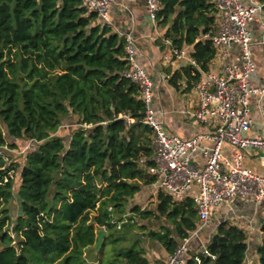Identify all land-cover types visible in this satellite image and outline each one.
Listing matches in <instances>:
<instances>
[{"label":"trees","instance_id":"1","mask_svg":"<svg viewBox=\"0 0 264 264\" xmlns=\"http://www.w3.org/2000/svg\"><path fill=\"white\" fill-rule=\"evenodd\" d=\"M160 5L164 39L192 47L206 70L214 50L197 40L213 30L215 0ZM125 45L80 0H0V149L36 141L22 165L0 157V264H149L142 243L171 255L196 229L190 199L159 192L152 210L131 205L154 183L153 147L140 89L123 76ZM72 118L69 135L60 136ZM12 203L21 209L14 219ZM136 217L161 223L159 230L135 235L145 231ZM100 230L103 245L93 255ZM261 231L257 264H264V224ZM245 240L222 224L207 246L215 259L199 255L197 263L188 251L184 264H244Z\"/></svg>","mask_w":264,"mask_h":264},{"label":"built area","instance_id":"2","mask_svg":"<svg viewBox=\"0 0 264 264\" xmlns=\"http://www.w3.org/2000/svg\"><path fill=\"white\" fill-rule=\"evenodd\" d=\"M80 2L87 11L95 13L103 24H109L111 0ZM144 2L150 21L157 23L160 0ZM256 19L260 29L258 44L264 52V0H248L247 4L242 0H215L213 30L197 41L211 42L213 59L218 63L228 58L233 45L241 49L239 65L222 64L216 73L203 70L186 50L176 49L168 40L164 41L171 47L173 60L184 63L190 71L188 80L196 96L193 120L197 125L211 129L187 140L168 135L163 122L156 118L152 108L154 84L134 59L132 36H122L129 64L123 76L140 89L144 104L141 123L152 131L153 156L150 160L153 166L147 173L154 178L153 186L157 192L170 196L177 203L184 201L191 187L197 189L193 198L197 227L190 236L181 240L165 264H184L191 240L198 238L210 224L213 210L234 199H251L257 203L264 201V176L254 174L243 166L246 151L257 149L264 153V138L248 137L251 130L259 129L250 114L248 99L251 96L264 97V86L252 87L249 82L256 66L251 50L253 36L248 24ZM35 143L34 140L28 141L22 153L31 150ZM226 147L234 150L232 156L227 155ZM4 149H0V157L8 164ZM197 155L204 160L201 167L193 164V158ZM261 163L264 166V158H261ZM208 244V241L200 242L201 251L194 258L197 263L199 255L215 259L208 253Z\"/></svg>","mask_w":264,"mask_h":264},{"label":"crops","instance_id":"3","mask_svg":"<svg viewBox=\"0 0 264 264\" xmlns=\"http://www.w3.org/2000/svg\"><path fill=\"white\" fill-rule=\"evenodd\" d=\"M244 4L248 0H242ZM109 27L113 33L123 36L130 34L134 40L136 63L143 68L154 84V99L152 108L156 112V118L162 121L168 135H174L182 140H187L199 133L209 132V126H200L195 123L192 114L196 107V96L191 88V83L185 76L183 69H187L184 63L174 61L171 47L164 43V29L153 24L147 14L144 0H111L109 11ZM248 29L253 36L251 47L252 57L256 66L249 82L252 87L264 86V52L259 46V21L256 19L248 24ZM188 54L192 53V47L182 48ZM259 59V60H258ZM241 62V49L233 45L229 50L228 58L222 63L215 62L212 58L206 61L207 69L216 73L222 64L239 65ZM250 114L253 121L259 126L257 131L248 133L250 138H264V97L251 96L248 99ZM227 155L232 156L234 150L226 147ZM264 153L261 150L250 149L246 151L243 160L244 168L252 173L264 176V166L261 163ZM193 164L201 167L204 160L199 156L193 158ZM157 192L155 186L150 185L131 200V204L140 202L145 208L144 197L151 198L156 205ZM197 189L191 187L185 194V199L196 196ZM222 224L236 227L246 237L247 255L244 264H257V248L261 245L263 233L261 227L264 224V201L257 203L254 200L234 199L212 211L210 224L201 232L200 236L191 240L189 252L197 255L195 250L200 248V242L208 241L216 233ZM159 226V224L157 223ZM155 225V227H158ZM181 241H178L177 247ZM148 247V248H147ZM146 258L149 264L166 263L168 254L159 245H147ZM149 251L155 253L153 259L148 255Z\"/></svg>","mask_w":264,"mask_h":264},{"label":"rangeland","instance_id":"4","mask_svg":"<svg viewBox=\"0 0 264 264\" xmlns=\"http://www.w3.org/2000/svg\"><path fill=\"white\" fill-rule=\"evenodd\" d=\"M259 60V59H258ZM254 61V60H253ZM75 122H76V118H72V119H68L67 120V123L65 126H62L60 129H59V135L60 136H66V135H69L70 133V129L75 125ZM27 145V143L25 144V146ZM24 146V147H25ZM24 147L20 148L19 147L15 150H9L8 148L4 149L3 152L4 154L6 155V157L9 159V163L8 164H12V165H22L24 163V160H25V153H22V151H24ZM9 150V152H8ZM13 151L12 154H10V152ZM12 175V172L10 173ZM18 178H19V175H15L14 174V181L16 183V180L18 181ZM15 189V188H14ZM145 200V208L146 210H152L153 208V205L154 203L151 201V198H147V197H144ZM137 204H139L140 206H143L140 202H138ZM133 205V204H131ZM144 207V206H143ZM11 216H12V219L15 218V214L16 213H19V206H17V204H11ZM136 219L139 221L138 222V227H141L143 224L145 225V231L142 229V230H137V228L132 232L134 233L135 235H139L142 237L143 234H145L146 232H148L149 230H159L158 227H155L158 226L156 224L155 221H148V222H143V221H140L138 217H136ZM160 221H162L160 219ZM161 224V223H160ZM159 224V225H160ZM146 241V240H145ZM144 247H147V245H149L148 243L144 242L142 243ZM153 244V247H154V243H151ZM208 246V245H207ZM148 248V247H147ZM147 248H145L147 250ZM201 251V249L198 247V249L195 250L196 254H199ZM149 257L153 259L155 253L152 252V251H149L148 253ZM93 255H94V249H93ZM91 260V259H90Z\"/></svg>","mask_w":264,"mask_h":264},{"label":"water","instance_id":"5","mask_svg":"<svg viewBox=\"0 0 264 264\" xmlns=\"http://www.w3.org/2000/svg\"><path fill=\"white\" fill-rule=\"evenodd\" d=\"M19 214H21V209L19 208ZM104 231L103 230H100L98 231L97 233V241H96V245L94 247V252L97 253L100 248L102 247L103 245V240H104Z\"/></svg>","mask_w":264,"mask_h":264}]
</instances>
